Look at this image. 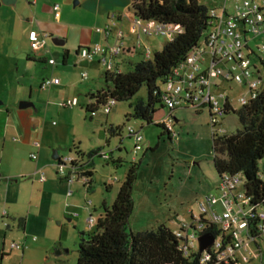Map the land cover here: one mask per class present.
<instances>
[{
    "label": "rangeland",
    "instance_id": "obj_1",
    "mask_svg": "<svg viewBox=\"0 0 264 264\" xmlns=\"http://www.w3.org/2000/svg\"><path fill=\"white\" fill-rule=\"evenodd\" d=\"M256 1L262 4L264 0ZM200 2L218 11L222 5L231 10L232 5L229 0H200ZM71 6L74 7L73 1ZM131 37L136 44L137 41L133 34ZM166 40L161 36L146 37V39L142 37V42L150 48L148 59L152 58L153 52L159 50ZM47 44L53 51L45 57L52 58L55 62L54 76L58 78L60 85L63 83L69 85V95L64 96L71 98L75 96L79 105L61 107L57 105V100L50 104L43 125L45 131L43 140L44 142L48 139L52 142H60L61 146L58 149L46 146L40 156V160L46 161L48 168L40 167V170H37V177L42 171L47 180L43 190L35 183L32 189L33 180L27 173L36 159L29 160L21 151L18 154V163L15 165L7 152L3 157L0 154V264L19 263L17 251H10L8 246L11 242L18 243V237L22 240L23 236L26 239L25 251H27L23 264H75L80 233L91 230V225L87 222L89 215H83L79 225L76 221L75 224L67 221L70 216L55 219L52 217V211H60V198L65 197V192L69 190L72 191V195L67 198L76 199L75 202L77 200L82 202L81 195L84 194L85 199L94 204L95 208L101 199L105 200L107 205L110 204L127 166L132 162L137 163L136 178L131 191L133 205L128 219V226L133 232L153 229L158 224H164L175 231L180 224L192 222L190 221L191 216H198L199 204H204L206 208H209L205 197L210 195L218 197V194L215 190L217 176L212 167L210 125L206 111L198 112L191 108L177 110L176 120L172 119L171 138L167 140L164 133L160 134L162 129L154 125L167 115V110L159 105L155 106L156 110L149 124L131 117L124 118L131 112L129 102L135 97H145L143 85L131 100L114 103L105 115V121L104 115L100 113L89 118L82 103L86 100L85 92H89L85 85L89 84L90 89L104 86L100 74L101 67L94 61L75 58L72 52L68 55L66 62L61 64V54L66 45L54 44L51 38L47 39ZM254 44L249 43L255 50ZM144 52L142 46L136 48L135 55L129 58L130 63L123 65L121 69L129 70L133 62L146 60L147 58L143 56ZM256 54L258 55L257 52ZM259 56L264 60V53H260ZM252 61L257 64L255 56H252ZM83 72L86 74L85 79L80 78ZM261 77L264 81V69H261ZM218 91L219 94L222 93L227 97L233 109L240 107L238 98L246 94L243 86L233 83L230 89L225 84H221ZM32 98H36L38 105L42 104L44 107L47 92L46 90L34 91ZM1 99L3 103L0 107H4L6 91L2 93ZM220 101L222 102L223 98H220ZM216 121L217 128H220L224 134L240 129L234 113L230 112L223 117H217ZM109 124L120 129L119 135H111L108 132ZM127 126L139 130L142 137L140 149L135 150L134 141L126 136ZM55 128H61L60 132H54ZM65 137L68 143H63L62 140ZM98 144L102 151L109 153L110 159L103 160L100 157H93L89 193L82 189L81 180L73 181L62 192L56 189L59 175H56L54 171L56 161L52 159L53 152L57 153L59 160L67 158L68 155L77 158L73 149V146H76L83 153L81 159L85 162L87 159L84 154ZM117 157H119V162H116ZM22 158L25 160L22 161ZM257 168L264 180V157L257 162ZM19 170L23 173V179L20 178L22 175L19 173H15L19 174L16 177H11V173L19 172ZM107 181L111 184L110 189L104 188V183ZM16 209L21 210L18 214L23 218V224L26 227L24 231H21L16 226V221L10 217ZM212 209L220 212L221 206L216 203ZM90 212L95 218L97 210L94 211L90 207ZM263 241L264 233L263 239L257 240L256 244L244 238L235 254L239 259L247 257L248 264H264Z\"/></svg>",
    "mask_w": 264,
    "mask_h": 264
},
{
    "label": "trees",
    "instance_id": "obj_2",
    "mask_svg": "<svg viewBox=\"0 0 264 264\" xmlns=\"http://www.w3.org/2000/svg\"><path fill=\"white\" fill-rule=\"evenodd\" d=\"M209 9L200 0H129L127 11L132 17L142 21L177 24L181 31L154 51L151 59L140 60L129 70H103L104 86L86 94L89 102L84 111L88 117L98 113L107 114L102 112L106 102L112 101L114 104L129 101L144 85L145 97H135L129 102L131 112L124 118L131 117L145 124L151 123L155 106L165 108L161 84L172 69L183 62L186 55L205 37L211 25ZM173 110L175 109L168 112ZM230 112L236 115L240 129L224 134L218 133L214 124H210L212 167L217 177L225 172L240 175L244 196L248 198V206L255 213L256 210L264 209V180L257 168V162L264 157V86L254 98L238 109H233L225 99L222 116ZM154 125L160 127V134L164 133L167 140H170L171 130L166 129L161 122H155ZM108 132L119 135L120 129L109 125ZM73 149L77 158L83 156L76 146ZM99 151L101 150L91 149L84 154L87 159L82 165V174L87 178L84 187L90 185L92 159L94 156L99 157ZM136 169L137 163L132 162L127 166L114 199L110 204L100 206L99 215L93 221L91 230L80 233L75 264H212L215 253L208 251L210 259L204 263L200 262L202 252L198 250L185 255L179 238L164 224L141 232L130 230L128 219L133 205L131 191ZM257 221V218L250 221L248 232L255 239L254 244L256 239L261 238L256 227ZM23 222V218H19L16 225L21 228ZM219 232L214 224H209L200 233H209L215 237ZM226 240L227 237H224V242ZM219 264H233V261L227 259L225 263L220 261Z\"/></svg>",
    "mask_w": 264,
    "mask_h": 264
},
{
    "label": "built area",
    "instance_id": "obj_3",
    "mask_svg": "<svg viewBox=\"0 0 264 264\" xmlns=\"http://www.w3.org/2000/svg\"><path fill=\"white\" fill-rule=\"evenodd\" d=\"M231 1V10L224 5L220 11L210 8L208 14L212 17L210 26L205 37L186 55L183 62L174 67L168 77L164 80L162 86V103L167 110L176 108H191L194 111L205 110L208 117V123L214 124L215 130L222 133L216 121L217 117L222 116V106L227 97L219 94V83L231 85L237 84L246 89V94L238 98V103L246 104L254 98L259 90L264 86V81L260 76L261 69H264V60L259 56L264 53V1L258 3L256 0H229ZM54 17L58 16V5L51 7ZM130 31L144 37L161 36L170 39L174 34L181 31L177 24L163 23L155 20L142 21L132 17ZM97 33L108 34V26L95 27ZM121 32H117L120 36ZM45 34L29 32V45L33 50L44 47ZM255 43V50L249 45ZM140 47L137 42L132 46ZM128 48L121 42L113 45L103 46L99 43H93L87 47L78 49L79 57L91 61L97 59L102 64L104 70H114L113 60ZM145 56L149 54V48L145 47ZM258 53V55L256 54ZM252 56L257 58V64L252 61ZM48 64H53V59H47ZM81 78L85 79L86 74L81 73ZM56 77L43 79L41 87L50 84H57ZM223 98V101H220ZM230 104V102L228 101ZM77 104L75 97L66 99L63 103L66 107H73ZM231 105V104H230ZM113 106L112 101L106 102L102 107L103 113H108ZM168 130L172 128V118L170 113L160 121ZM126 136L134 141V149L141 148L142 137L139 130H134L131 126L126 127ZM34 147H38V142H33ZM99 157L108 160V152L99 151ZM31 160L36 159V153L29 154ZM84 161L81 158L67 157L61 159L55 164L56 173L65 175L68 182L79 179L86 183L87 178L82 174ZM39 181L44 180L42 172L38 176ZM215 190L218 197L213 195L205 197V202L209 206L199 204L198 216H191L188 223L178 226L173 231L179 238L180 247L185 255L198 250L197 236L202 229L209 224H214L220 232L213 237L212 243L206 250L202 251L200 262L208 261L209 254L215 253L212 264H219L220 261L226 262L227 259L233 261V264H248L247 257L238 258L235 254L241 246L242 240H255L250 237L249 226L253 218H257L256 227L260 232V239H263L264 233V209L252 212L248 206V198L244 196L242 179L239 174L221 173L217 177ZM72 191L69 190V195ZM219 203L221 211L217 212L212 206ZM92 217L87 218V222L92 226ZM191 227V228H190ZM190 229V231H188ZM224 237L227 240L224 242ZM196 242V245H195ZM264 242V241H263ZM196 246V247H195ZM11 249H21L22 245L11 242Z\"/></svg>",
    "mask_w": 264,
    "mask_h": 264
},
{
    "label": "crops",
    "instance_id": "obj_4",
    "mask_svg": "<svg viewBox=\"0 0 264 264\" xmlns=\"http://www.w3.org/2000/svg\"><path fill=\"white\" fill-rule=\"evenodd\" d=\"M72 1L74 0H16L13 5H4L0 3V100H2V93L6 91L4 107H0V154L1 157H3L4 153L7 152V155L11 156L12 163L17 165L18 154L21 151L25 153L29 160H31L29 154L33 152L36 153V160L33 167L30 168L31 170H27V173H29L33 180L31 182L32 189L35 183L43 190L47 183L45 178L43 181H39L37 177V170H40V167L48 169L45 164L46 161L40 160V156L44 152L46 146L55 149L61 146L60 142H52L50 139L44 142L43 140L45 133L43 125L47 118L50 104L54 100H57L58 106L66 107L63 105L64 101L71 98L64 96L69 95V85L66 83L60 85L59 80L57 84H50L44 88L41 87L43 79L55 77L53 74L56 69L54 65L55 62L53 64H48L47 59L50 58L45 57L46 54L53 51L47 44V39L56 38L62 41L61 45H66L61 54V64L66 62L71 52L75 58H81L77 54L78 49L81 47H87L93 43L106 46L121 42L128 50L124 51L113 60L114 69L118 71H123L121 69L122 66L130 63L129 58L133 57L136 53V48H139L135 47L134 51L132 50L131 47L134 46V41L132 40L131 34L134 35L140 46L149 48L148 45L142 42V37L144 39H146V37L142 35L138 36L137 33H132L129 29L132 21V15L127 11L129 0H76V2L73 3L74 7L71 6ZM53 4L58 5L57 17H54L51 9ZM106 25L109 28L107 35L94 31L95 27H104ZM31 31L46 35L44 47L37 50L30 48L29 32ZM118 31L121 32L120 36H117ZM143 56L148 59V56H145V54H143ZM91 61H94L101 67L100 74L102 75V71L104 70L102 64L99 63L97 59ZM136 62H133V64ZM40 64L42 66H40ZM221 84L222 83H219V88ZM85 86L88 87L89 92L99 89V87L90 89L89 84ZM225 86L230 89V85L228 86L225 84ZM37 90H46L47 92V100L44 107L42 104L38 105L36 98H32V94ZM85 94H87V92H85ZM85 98L86 100L82 102L84 107L89 102L86 96ZM2 103L3 102L0 101V104ZM179 109L184 108H176L170 113L173 120H176L175 114ZM166 114H169L168 110ZM105 115L104 121L106 119ZM167 115H165V117ZM160 121L161 120L158 122ZM55 129L54 132H60L61 128ZM34 141L38 142V147L33 146ZM62 141H64L63 143H68L66 137ZM105 144H107L106 141ZM91 149L101 150V147L98 144ZM24 160L25 159L22 158V161ZM116 160H119V157H117ZM20 171L21 170L11 173V177H16V175L20 174L22 175L20 178L23 179V173ZM54 171L56 172V169ZM55 174L59 175L57 173ZM91 177L92 173L89 186L86 185L84 187L86 183L80 182L82 189H84L86 193H89L91 190ZM77 180L79 181V179H74L73 181ZM73 181L68 182L65 175H59L58 183L55 187L62 192ZM216 181L217 179H215V185ZM110 186L111 184L108 181L104 183L105 189H110ZM71 193L68 195L67 192H65V197L63 198H60V194V211H52V217L61 219L65 216H70L67 218V221H71L72 224H75L76 221L80 225V219L83 215L86 214L89 215L88 217H92L90 207L94 211L97 210L96 217H92V219L95 220L99 215L100 206L102 204L107 205L106 201L101 199L99 200L97 208H95L94 204H91L89 200L85 199L84 194L81 195L82 202L81 200L75 202L76 199L67 198L72 195ZM30 194H32V192ZM20 211L19 209L14 210L10 214L11 219L17 221L21 218L20 214H18ZM25 228L23 224L19 229L24 231ZM21 235L23 234L21 233ZM21 238L22 240H19L18 237V243L22 245L21 249H11L8 246L10 251H17L19 255L18 264L24 263L27 252L25 251L26 239L24 236Z\"/></svg>",
    "mask_w": 264,
    "mask_h": 264
},
{
    "label": "water",
    "instance_id": "obj_5",
    "mask_svg": "<svg viewBox=\"0 0 264 264\" xmlns=\"http://www.w3.org/2000/svg\"><path fill=\"white\" fill-rule=\"evenodd\" d=\"M16 0H0V3L4 5H13L15 4ZM76 0L73 1L75 3ZM52 42L57 45H61L62 41L56 38H51ZM20 107V106H19ZM52 159L58 162V156L57 153L54 151L52 154ZM213 241V236L209 233H201L200 235L197 236V245H198V251L202 252L203 250H206L209 245Z\"/></svg>",
    "mask_w": 264,
    "mask_h": 264
}]
</instances>
